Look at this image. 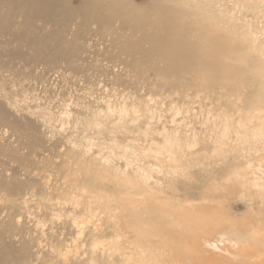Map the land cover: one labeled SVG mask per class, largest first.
<instances>
[{
  "label": "rangeland",
  "instance_id": "rangeland-1",
  "mask_svg": "<svg viewBox=\"0 0 264 264\" xmlns=\"http://www.w3.org/2000/svg\"><path fill=\"white\" fill-rule=\"evenodd\" d=\"M81 2L37 21L57 35L44 54L0 33V264H191L189 246L197 264H264V0H121L111 22ZM135 14L196 49L221 36L238 74L188 75L182 96L121 52ZM198 175L199 193L157 190ZM168 199L199 215L174 239L146 207Z\"/></svg>",
  "mask_w": 264,
  "mask_h": 264
},
{
  "label": "bare ground",
  "instance_id": "bare-ground-1",
  "mask_svg": "<svg viewBox=\"0 0 264 264\" xmlns=\"http://www.w3.org/2000/svg\"><path fill=\"white\" fill-rule=\"evenodd\" d=\"M78 1L81 2V0ZM81 4L84 5V9H87L88 11H95L97 14L100 13L99 18H101L103 14L109 16L108 19L110 22L117 19H124L129 14H131V10L128 8V6L124 5L121 0H85L84 2H81ZM63 11V8H58L57 0H0V33L8 36L9 39L11 41H14L15 43L17 41H28L32 47H36L41 54H44L45 52L49 51L50 45L57 40V35H55L54 31H52L51 29L47 30L46 26L44 25L42 28L38 27L37 21L44 18L46 14H60ZM121 28H130L135 36L134 38L133 35L131 36L130 34L128 37V40L130 42L127 43V41L124 40L120 44L123 45V47L120 48L121 52L130 57L131 62L135 63L136 61L138 64H141L144 67V73L146 71L150 74L152 73L153 75L160 77L164 81L167 80L168 82L166 83L169 84H167L168 87H174L176 85L185 86L184 90L176 89L177 91H179V93H181V95L184 93V95L188 96L187 91H193V89L191 90V87L198 83L195 80L188 79V75L195 74L196 77H201L203 79L201 83H207V85L209 84L210 86L216 83L217 76H221L223 78V81L228 82L230 79H232V77L238 74L235 69L238 68L236 67L238 65L234 64L238 61V59L223 54V51L219 48L218 44H220V41L222 40L221 36H218V38L216 37L215 39L214 37L210 38L209 41H205L203 38H200V41L197 38L198 42L200 41L203 46L201 45L200 47H198V49H196L193 46L195 45V43L191 45L190 42H188L189 44H187L180 40L181 35L184 34V29L180 28L172 21L170 24L165 23L162 20V15L157 17L154 22L136 15L133 23L122 25ZM138 32L140 33V35H137ZM146 45H149L150 47L148 48ZM55 55V53H51L50 57L53 58ZM218 80L220 79L218 78ZM183 86H181L180 88H182ZM162 87L163 89L164 87L167 88L166 85ZM177 87L178 86H176L175 88ZM178 103L177 105L179 106ZM224 145L225 144H222L220 146L221 149ZM206 178L207 177H205L204 175H198L195 176L194 180L190 182L170 180L166 182L164 187L157 190L163 191V189H165L167 192L173 193V195L175 196L176 194L179 195L180 193H182L183 195H190L192 194L191 191L194 190L195 193H199L200 185L198 184V182L201 181L204 184H208L210 181L208 178ZM259 179L256 180L260 182L261 180ZM129 190V186H127L126 191ZM131 192L132 190L128 193L131 194ZM172 200L173 199H171V201ZM178 201L179 199L170 202V199H168L157 204H146V207L149 208L147 211L151 210L161 219L170 218L172 219V223L175 221L174 219L178 220V226H173V224L172 226H168V233L172 236V238L174 236H177V232L185 234L187 230L186 227H190V225H192V222L196 221L199 217L197 208H194L188 212L184 207L181 206L180 203H178ZM126 202V212L129 216L138 214L140 212L136 211V207L139 206L138 200L128 198ZM194 241L195 243L197 242V240L195 239ZM240 242L241 241H239V243ZM179 249L180 248H177V250ZM187 250L192 254L188 256V258H192L191 264L205 262L201 257L199 258L193 254L192 247L189 246ZM169 259L172 260L173 255H171Z\"/></svg>",
  "mask_w": 264,
  "mask_h": 264
}]
</instances>
